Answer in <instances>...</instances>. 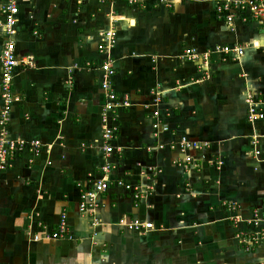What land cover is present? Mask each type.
I'll use <instances>...</instances> for the list:
<instances>
[{
    "label": "crops",
    "instance_id": "1",
    "mask_svg": "<svg viewBox=\"0 0 264 264\" xmlns=\"http://www.w3.org/2000/svg\"><path fill=\"white\" fill-rule=\"evenodd\" d=\"M215 5L17 0L15 33L0 29V53L12 41L16 56L32 57V65L14 69L11 92L19 101L6 131L41 148L36 156L24 149L0 171V264H264V242L246 252L235 235L251 231L244 220L264 201V116L249 122L245 101L250 95L264 115V26L245 14L231 28ZM109 30L115 43L99 53V34ZM224 46L243 53L211 52ZM187 49L199 58L183 59ZM106 61L112 91L131 105L103 120ZM151 91L161 100L145 108ZM154 108L168 127L156 136ZM105 126L114 129L108 143ZM181 137L209 145L185 153L188 170L175 164L184 154L168 147ZM102 177L108 189L93 214L81 216L77 184ZM116 180L151 187L150 194L136 201ZM62 214L69 239L30 240L55 231ZM133 219L153 228L125 229Z\"/></svg>",
    "mask_w": 264,
    "mask_h": 264
},
{
    "label": "built area",
    "instance_id": "2",
    "mask_svg": "<svg viewBox=\"0 0 264 264\" xmlns=\"http://www.w3.org/2000/svg\"><path fill=\"white\" fill-rule=\"evenodd\" d=\"M80 3L82 0H76ZM99 2H113L115 0H98ZM175 0H157L158 3L164 6H170ZM129 3H133L134 0H128ZM17 0H7L4 5L0 7V29L4 31L7 36L15 33V23L17 14ZM215 13L217 18L226 21L229 27H233V22L235 18L239 21L245 23L247 21L245 14L260 25L264 26V0H216ZM114 32L112 30L102 32L99 34L102 42L98 46L99 53H108L115 43ZM213 53H230L234 57H240L243 53V48L239 46L233 47H214L211 51ZM210 56V51L203 53L200 56L202 64L204 65ZM183 59L192 60L198 59L199 56L193 52V50L187 49L184 51ZM32 65V57H22L18 58L15 54V47L12 41H7L0 53V171L5 170L9 167L11 159L19 152L27 149L34 156L38 155L41 148V143L39 141H26L22 139H10L7 136L6 125L9 118V112L11 105L17 101L19 98L12 94L11 83L14 76V69L17 66L28 67ZM100 70L101 74V88L105 97V104L103 106V120L106 119V114L113 112L115 109L129 107L131 104L126 97L118 99L116 94L112 91L110 87V78L113 75V70L111 68L110 62L106 61L101 64ZM152 103L145 108L156 107V105L161 100V95L157 91H151ZM247 104V120L251 123L263 118V113L258 109L259 103L255 102L249 95L246 97ZM154 122L152 123L153 136L158 133L167 132L168 127L160 123L159 111L157 108L151 110ZM114 134V129L110 127H103V132L101 138L103 142L108 143L112 140ZM159 148H163V144L158 145ZM169 149H178L180 153L184 156L182 159L175 160V164L181 167L183 170H188L192 163V159L189 155L185 153L189 150H203L209 147L207 143L204 142H191L185 137H181L178 142L170 143ZM105 156H109L112 152V147L110 145L103 147ZM257 155V152H254ZM220 163H217V166ZM113 168L109 163H106L101 170L104 173H108L110 169ZM114 184L124 190L132 192L133 198L137 201L145 198L150 194L151 187H142L139 185H131L124 183L122 180H116ZM109 183L106 177H102L99 180H95L89 187L77 184L79 188V200H78V212L81 216H91L95 209L98 207V198L101 193L108 189ZM225 205V204H224ZM228 209L236 211V206L234 204H228ZM240 215L236 214L231 220L234 224L240 221ZM244 222L251 229L249 232H238L236 237L239 244L242 245L244 251L249 252L254 246L260 242H264V201L256 208L252 209L250 212V217ZM95 223V222H94ZM123 227L132 232L146 233L153 228L150 222H142L138 219H133L123 224ZM66 216L62 214L59 219L58 226L55 231L38 235H30V240L38 242L42 239L45 240H58L62 238H70L66 232Z\"/></svg>",
    "mask_w": 264,
    "mask_h": 264
}]
</instances>
